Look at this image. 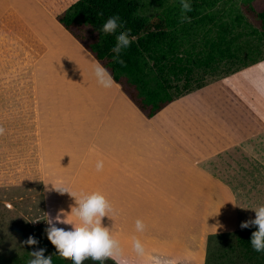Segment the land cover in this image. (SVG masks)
<instances>
[{"label": "rangeland", "instance_id": "obj_1", "mask_svg": "<svg viewBox=\"0 0 264 264\" xmlns=\"http://www.w3.org/2000/svg\"><path fill=\"white\" fill-rule=\"evenodd\" d=\"M74 1L15 0L21 15L19 21L14 18L15 81L0 83V128L4 129L0 134V264H28L30 251L39 247L48 253L52 242L45 231L48 219L63 210L66 219L77 221L71 212L75 197L92 191L103 192L110 201L112 210L102 223L118 240L121 256L129 264H252L237 248L230 249L233 239L228 234L255 216L246 208L264 204V179L227 180L233 193L226 196L202 195L200 186L207 180L198 178L186 179L185 189L178 185L181 180H174L177 187L167 194L166 180L158 179L154 180L158 193L146 195L132 193L139 190L136 186L125 188L124 193L121 190L132 186L133 179L110 175L118 159L140 155V144L135 142L139 139L133 135L137 111L126 110V122L121 123L118 110H85L84 85L77 78L85 81L94 75L97 63L62 26L49 33L38 26L46 14L56 16ZM249 5L258 11L264 8V0H225L216 7L222 19L243 15L240 24L234 23L242 54L205 76L206 83L251 65L253 73L264 71V41L252 33L258 22ZM152 12L153 7L144 11ZM23 41L29 59L21 50ZM55 42L61 49L55 50ZM20 73L24 80L16 77ZM108 98L100 100L105 103ZM97 161L103 162L99 171ZM59 187L71 193L55 189ZM138 218L144 222L143 231L136 230ZM29 235L39 243L22 244ZM134 239L143 244V254L134 250ZM83 264L95 262L86 259ZM104 264H110L108 259Z\"/></svg>", "mask_w": 264, "mask_h": 264}, {"label": "crops", "instance_id": "obj_2", "mask_svg": "<svg viewBox=\"0 0 264 264\" xmlns=\"http://www.w3.org/2000/svg\"><path fill=\"white\" fill-rule=\"evenodd\" d=\"M20 16L15 0H0L1 84L15 81L12 42L14 18L19 21ZM45 16L38 24L42 31L49 33L60 25L55 16ZM21 45L29 59L26 42ZM53 45L55 50L61 49L60 42ZM24 67L29 68L28 62ZM252 69L253 65L244 67L186 92L151 117H146L111 77L110 83L101 82V76L109 77L101 66L103 73L95 68L94 75L85 81L77 78L84 93L87 90L85 98L79 88L85 110H118L121 123L126 122V110L137 111L139 121L134 123L133 135L139 139L135 142L140 144V155L133 160L118 159L117 169L110 171L119 180L133 179L132 186L121 191L126 193L125 188L136 186L139 190L132 193L155 195L159 185L154 180L164 179L167 194H172L177 187L174 180L183 183L198 178L207 180L200 186L202 195L226 196L233 193L227 180L264 179V71L253 73ZM19 76L24 77L23 73ZM101 96L109 98L103 103ZM142 179L146 180L144 185L140 184ZM182 183L178 185L185 189L186 182Z\"/></svg>", "mask_w": 264, "mask_h": 264}, {"label": "trees", "instance_id": "obj_3", "mask_svg": "<svg viewBox=\"0 0 264 264\" xmlns=\"http://www.w3.org/2000/svg\"><path fill=\"white\" fill-rule=\"evenodd\" d=\"M223 1L191 0L192 10L186 13L190 21L182 17L180 0H75L55 18L137 108L151 117L173 99L204 85L205 76L215 74L222 64L241 59L234 23L240 24L243 15L222 19L216 7ZM150 7L153 12L145 14ZM248 7L258 22L252 33L264 41V8L255 11ZM112 14H119L123 21L117 31L130 29V36L135 37L119 54L123 63L114 58L116 32L102 29ZM253 230L254 226L229 232L233 239L229 247L232 251L237 248L252 264H264V251H255L249 241ZM48 253L53 255V264H72L53 241Z\"/></svg>", "mask_w": 264, "mask_h": 264}, {"label": "clouds", "instance_id": "obj_4", "mask_svg": "<svg viewBox=\"0 0 264 264\" xmlns=\"http://www.w3.org/2000/svg\"><path fill=\"white\" fill-rule=\"evenodd\" d=\"M180 5L183 19L190 21L191 18L186 13L192 10L191 0H180ZM122 23L119 14H112L102 24L105 32H116L117 39L113 44V52L114 58L119 63H123L119 54L135 39L130 36V29L117 31ZM99 70L98 65L97 71ZM100 79L102 83H110V76L107 79L101 76ZM3 131L4 129L0 128V134ZM102 167L103 162L97 161V170H101ZM55 189L70 192L67 187ZM75 201L71 212L74 211L78 217L77 221L66 219V212L63 210H60L55 218H49L47 221L48 227L45 231L55 243L59 253L70 257L72 264H83L86 259L98 261L99 264H104L107 259L114 260L115 264H129L128 260L121 256L118 240L112 235L109 227L102 223V218L108 216L112 210V205L105 194L100 191L84 192L78 198L75 197ZM246 209H252L255 216L242 221L240 227L243 229L254 226L255 230L252 231L249 241L255 251L262 252L264 251V204ZM135 227L137 231H143L145 227L143 220L138 218ZM38 243L37 238L32 235L22 242L25 245H37ZM133 248L138 254H143L144 247L139 239L133 240ZM30 255L32 258L28 264H53V255L46 253L45 247L33 249Z\"/></svg>", "mask_w": 264, "mask_h": 264}]
</instances>
